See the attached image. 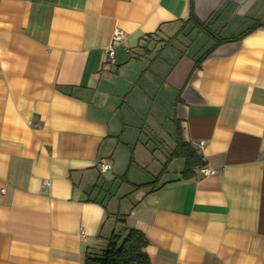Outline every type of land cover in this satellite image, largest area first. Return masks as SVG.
I'll list each match as a JSON object with an SVG mask.
<instances>
[{"label":"crops","instance_id":"1","mask_svg":"<svg viewBox=\"0 0 264 264\" xmlns=\"http://www.w3.org/2000/svg\"><path fill=\"white\" fill-rule=\"evenodd\" d=\"M195 20L229 38L264 0L0 1V264H85L122 226L150 264H264V25L195 66ZM175 123L214 175H158Z\"/></svg>","mask_w":264,"mask_h":264},{"label":"trees","instance_id":"2","mask_svg":"<svg viewBox=\"0 0 264 264\" xmlns=\"http://www.w3.org/2000/svg\"><path fill=\"white\" fill-rule=\"evenodd\" d=\"M194 19V17H193ZM199 25V29L208 37L214 40L212 46L206 49L195 61L194 65L199 63L208 56L220 43L226 41H236L241 39L247 33L252 31L255 27L264 25L256 22L252 26L244 29L242 32L229 38H222L220 35L205 26L203 22L195 20ZM174 121V118H173ZM183 158L184 164L180 171L182 178H188L195 174V168L204 165L201 155L192 147V145L181 138L179 127L175 123V146L169 153L167 160L162 164L160 175L164 172L166 165L171 159ZM199 170V169H198ZM128 168L123 172L122 177L126 178ZM156 179V178H155ZM154 180L153 182H155ZM151 182V183H153ZM147 184H138L135 187H143ZM147 240L143 232L136 228H129L122 226L117 232L112 233L106 242L104 249L97 256H85V264H150V259L144 247Z\"/></svg>","mask_w":264,"mask_h":264},{"label":"built area","instance_id":"3","mask_svg":"<svg viewBox=\"0 0 264 264\" xmlns=\"http://www.w3.org/2000/svg\"><path fill=\"white\" fill-rule=\"evenodd\" d=\"M122 38H123L122 32L118 29H114L112 32L110 44L106 49V58L107 59H111L114 56L115 47L117 44H119V42L121 41ZM198 144H199V146H202L204 144V141L201 140V141H199ZM98 166H99V169L101 172H106V171H109L111 169L110 162L106 161L105 159H101L98 163ZM215 173H216L215 169H212V168L205 166V165L201 166L199 168V175L201 177L214 175ZM81 237L84 238V234H81Z\"/></svg>","mask_w":264,"mask_h":264},{"label":"rangeland","instance_id":"4","mask_svg":"<svg viewBox=\"0 0 264 264\" xmlns=\"http://www.w3.org/2000/svg\"><path fill=\"white\" fill-rule=\"evenodd\" d=\"M197 52V49L195 47L191 48V54H194ZM129 166H131V164H129ZM136 164H133V180H136V181H145V179H149V176H148V171L149 170H154L156 169L155 166H153L152 164H150L148 166V168H144V167H139L138 165V168H135ZM137 167V166H136ZM107 172V171H106ZM109 172L107 173H101V176H106ZM101 177L100 179V182L101 183H104V178ZM119 179H117L118 181ZM119 182V181H118ZM119 184L120 183H110V182H107L105 184V190L107 191L106 193V197H105V202L109 204V207H112L114 205V199H111L109 202V198L110 196L112 195L113 192H116L117 190L121 191L122 189H124L125 187H119ZM101 198H103V194L100 196Z\"/></svg>","mask_w":264,"mask_h":264}]
</instances>
